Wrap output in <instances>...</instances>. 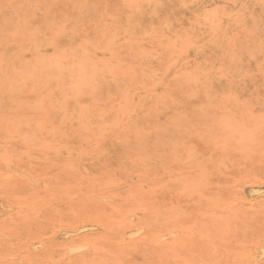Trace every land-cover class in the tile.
Here are the masks:
<instances>
[{"label":"rangeland","instance_id":"1","mask_svg":"<svg viewBox=\"0 0 264 264\" xmlns=\"http://www.w3.org/2000/svg\"><path fill=\"white\" fill-rule=\"evenodd\" d=\"M0 264H264V0H0Z\"/></svg>","mask_w":264,"mask_h":264},{"label":"bare ground","instance_id":"2","mask_svg":"<svg viewBox=\"0 0 264 264\" xmlns=\"http://www.w3.org/2000/svg\"><path fill=\"white\" fill-rule=\"evenodd\" d=\"M84 240H86V239H84ZM72 249V248H71ZM77 249V248H76Z\"/></svg>","mask_w":264,"mask_h":264}]
</instances>
